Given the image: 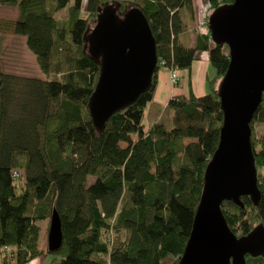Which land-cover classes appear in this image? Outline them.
<instances>
[{
	"label": "trees",
	"instance_id": "trees-1",
	"mask_svg": "<svg viewBox=\"0 0 264 264\" xmlns=\"http://www.w3.org/2000/svg\"><path fill=\"white\" fill-rule=\"evenodd\" d=\"M192 1L0 0V9H16L15 20L0 19V34L25 37L38 69L55 77L0 71V264H27L43 255L53 258L49 264H177L218 144L217 83L229 63L225 47L207 35L198 34L194 47L178 41L181 12L191 15ZM231 2L207 0V17ZM105 4H119L120 12L138 8L146 17L157 69L150 88L98 131L87 103L100 67L84 38ZM64 9L67 19L58 21L55 14ZM203 52L210 69L205 94L196 96L189 87L171 97L170 129L163 121L145 128L159 70H188ZM254 123H264V97L250 125L260 200L254 206L243 197L244 209L222 205L237 237L264 227V135L255 138ZM53 209L62 246L50 254L39 247L36 222L49 219ZM245 263L264 260L246 256Z\"/></svg>",
	"mask_w": 264,
	"mask_h": 264
},
{
	"label": "water",
	"instance_id": "water-1",
	"mask_svg": "<svg viewBox=\"0 0 264 264\" xmlns=\"http://www.w3.org/2000/svg\"><path fill=\"white\" fill-rule=\"evenodd\" d=\"M212 44L227 48L229 63L217 86L222 123L217 147L208 161L191 230L177 264H246L264 260V227L237 237L222 211L224 202L244 209L243 197L260 200L251 146V122L264 97V0H232L207 17ZM99 75L87 109L100 131L115 112L136 101L152 83L157 69L156 43L138 8L119 11V4L98 8L84 38ZM62 246L60 218L52 210L47 251Z\"/></svg>",
	"mask_w": 264,
	"mask_h": 264
},
{
	"label": "crops",
	"instance_id": "crops-1",
	"mask_svg": "<svg viewBox=\"0 0 264 264\" xmlns=\"http://www.w3.org/2000/svg\"><path fill=\"white\" fill-rule=\"evenodd\" d=\"M192 3L193 13L190 15L186 12L187 14L185 13V15H181L185 25L183 31L178 36V41L186 47H193L195 45L198 31L195 29L193 30V27L197 23L206 21L208 14L207 0H193ZM206 25L205 27L207 29ZM206 29L201 30L204 32V35H207ZM209 71L208 52L199 53L197 59L192 63L190 69L178 71L180 80L176 86L170 85V73L165 68H162L157 73L153 100L146 106L144 110L143 124L145 128L150 127L156 122L162 121L163 116H161V112L162 110L166 109V105L171 97L177 94H187L189 87L196 96L205 94V77ZM50 262L51 259L48 258L47 255L34 259L28 264H49Z\"/></svg>",
	"mask_w": 264,
	"mask_h": 264
},
{
	"label": "rangeland",
	"instance_id": "rangeland-1",
	"mask_svg": "<svg viewBox=\"0 0 264 264\" xmlns=\"http://www.w3.org/2000/svg\"><path fill=\"white\" fill-rule=\"evenodd\" d=\"M125 1H131V0H125ZM185 13L186 11L182 10L181 15L183 14L185 15ZM67 15H68L67 11L66 9H64V10L58 11L55 14V18L58 21L63 22L67 19ZM80 15L82 18L86 17V14L84 13V11H82ZM0 19L10 20V21L15 20L16 19V9L12 7L1 8L0 9ZM181 20L184 26L185 23L183 22L182 16H181ZM93 25L94 23L90 24V28H92ZM194 29L198 31V34H203L204 32L201 30H205L206 28H204V24L197 23L193 27V30ZM207 35H208V31H207ZM225 49L227 52L226 47ZM166 70L170 71L171 69H166ZM0 71L4 73L14 74L16 76H22V77L55 79L53 75H46L38 69L35 63V60H34L33 53L26 47L25 37L15 35V34H6V33L0 34ZM58 80L62 81L61 76L58 77ZM219 82L220 80L218 81L217 86ZM161 116H163L162 121L165 123V125H167L166 126L167 129H170V125H169L170 123L168 122L170 119V111L167 109L162 110ZM253 132H254L255 138H259L263 136L264 135V123H254ZM131 137L133 140H136L137 138L136 135H132ZM188 142H189L188 140L185 141V143H188ZM121 146H125V145L121 144ZM18 174L20 173L18 172ZM89 181H92V179H89ZM20 185H22V183H20ZM49 221H50V218L47 220H41V221L36 222V224L40 228L39 247L43 250L47 249V233L49 229ZM48 258H50L51 260L53 259L51 256L50 257L48 256Z\"/></svg>",
	"mask_w": 264,
	"mask_h": 264
},
{
	"label": "built area",
	"instance_id": "built-area-1",
	"mask_svg": "<svg viewBox=\"0 0 264 264\" xmlns=\"http://www.w3.org/2000/svg\"><path fill=\"white\" fill-rule=\"evenodd\" d=\"M200 23L201 24H204V28H206L205 27V25H206L205 21H202ZM169 72H170V76H169V83H170V85H172V86L178 85L180 79H179V75L177 73V70L171 69Z\"/></svg>",
	"mask_w": 264,
	"mask_h": 264
},
{
	"label": "bare ground",
	"instance_id": "bare-ground-1",
	"mask_svg": "<svg viewBox=\"0 0 264 264\" xmlns=\"http://www.w3.org/2000/svg\"><path fill=\"white\" fill-rule=\"evenodd\" d=\"M209 38V37H208Z\"/></svg>",
	"mask_w": 264,
	"mask_h": 264
}]
</instances>
